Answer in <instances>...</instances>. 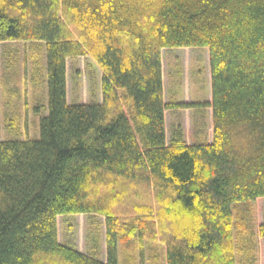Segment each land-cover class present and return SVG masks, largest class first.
Masks as SVG:
<instances>
[{"label":"trees","instance_id":"1","mask_svg":"<svg viewBox=\"0 0 264 264\" xmlns=\"http://www.w3.org/2000/svg\"><path fill=\"white\" fill-rule=\"evenodd\" d=\"M5 42L35 48L47 115L37 139L0 141V264H258L264 0H0ZM180 48L209 52L210 144L165 131L184 104L164 101L162 51ZM84 56L100 103L67 100ZM67 215L105 219L104 261L59 243Z\"/></svg>","mask_w":264,"mask_h":264},{"label":"rangeland","instance_id":"2","mask_svg":"<svg viewBox=\"0 0 264 264\" xmlns=\"http://www.w3.org/2000/svg\"><path fill=\"white\" fill-rule=\"evenodd\" d=\"M35 45V44H34ZM43 62L42 53L37 57ZM35 73V48L31 43L0 44V141L37 139L39 121L47 115L45 88L32 79ZM162 77L166 104H184V108L166 111V134L182 128L188 145L211 142L213 135L209 52L206 48H180L162 51ZM34 78V77H33ZM102 71L90 56L66 60L67 100L69 103H100ZM20 95L15 103L7 91ZM12 97L11 99H9ZM9 99L8 104L5 100ZM191 106V107H190ZM19 117L11 131L8 117ZM7 117V118H6ZM256 222L264 220V200L255 203ZM105 219L97 215L59 216V243L99 260L106 255ZM160 246V245H159ZM258 264H264V243L258 241ZM121 257L125 250L120 248ZM159 261V260H158Z\"/></svg>","mask_w":264,"mask_h":264},{"label":"crops","instance_id":"3","mask_svg":"<svg viewBox=\"0 0 264 264\" xmlns=\"http://www.w3.org/2000/svg\"><path fill=\"white\" fill-rule=\"evenodd\" d=\"M166 103V102H165ZM166 111L164 112V121H165V131H166ZM212 142V140H211ZM210 141L207 142V144H210L211 143Z\"/></svg>","mask_w":264,"mask_h":264}]
</instances>
